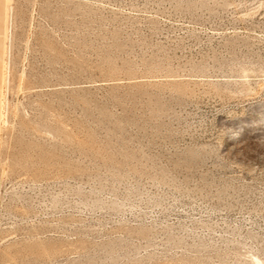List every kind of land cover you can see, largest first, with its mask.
Returning a JSON list of instances; mask_svg holds the SVG:
<instances>
[{
	"label": "rangeland",
	"instance_id": "rangeland-1",
	"mask_svg": "<svg viewBox=\"0 0 264 264\" xmlns=\"http://www.w3.org/2000/svg\"><path fill=\"white\" fill-rule=\"evenodd\" d=\"M0 264H264V0H0Z\"/></svg>",
	"mask_w": 264,
	"mask_h": 264
}]
</instances>
